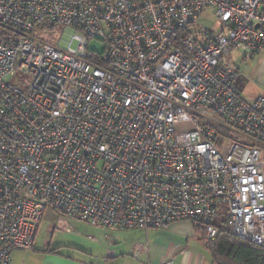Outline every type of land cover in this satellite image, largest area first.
Returning a JSON list of instances; mask_svg holds the SVG:
<instances>
[{"label": "built area", "instance_id": "obj_1", "mask_svg": "<svg viewBox=\"0 0 264 264\" xmlns=\"http://www.w3.org/2000/svg\"><path fill=\"white\" fill-rule=\"evenodd\" d=\"M263 4L0 0V264L33 247L48 210L264 244V95L243 99L228 60L264 49ZM207 9L216 29L196 24ZM45 20L72 33L57 45Z\"/></svg>", "mask_w": 264, "mask_h": 264}, {"label": "crops", "instance_id": "obj_2", "mask_svg": "<svg viewBox=\"0 0 264 264\" xmlns=\"http://www.w3.org/2000/svg\"><path fill=\"white\" fill-rule=\"evenodd\" d=\"M261 51L264 49L258 52ZM94 228L99 239L92 236L94 240L89 238L86 243L80 242L71 249L58 246L55 253L47 251L50 247L42 249L38 253L42 257L39 264H160L166 259H171L174 264H212L202 230H195L186 221L173 222L163 229ZM65 249L70 251L64 252Z\"/></svg>", "mask_w": 264, "mask_h": 264}, {"label": "rangeland", "instance_id": "obj_3", "mask_svg": "<svg viewBox=\"0 0 264 264\" xmlns=\"http://www.w3.org/2000/svg\"><path fill=\"white\" fill-rule=\"evenodd\" d=\"M264 2V0H263ZM264 6V4H263ZM196 24L209 29H216L218 23L210 9L205 10L197 19ZM72 33L71 28L65 26H56L53 31L44 34L46 38L60 45L61 39H66ZM77 41L72 39L70 47L74 48ZM88 48L94 52L101 53L104 45L101 38L93 39L89 42ZM242 53L233 50L228 55V60L232 65L239 69L241 74L242 98L250 100L258 95H264V51L253 54L250 57L242 58ZM181 127H179L180 129ZM59 220H63L65 224L71 228L69 232H53L50 233L51 225ZM94 227L87 223L80 222L71 217L61 216L60 214L46 211L40 223L33 247L29 249H14L11 252V262H18L20 264H39L42 260L38 256L42 249H57L58 246H71L80 242L86 243L89 237L94 236L99 239V234L94 231ZM99 236V237H98ZM71 249V248H70ZM69 249H65L64 252ZM70 251V250H69ZM10 262V263H11Z\"/></svg>", "mask_w": 264, "mask_h": 264}, {"label": "trees", "instance_id": "obj_4", "mask_svg": "<svg viewBox=\"0 0 264 264\" xmlns=\"http://www.w3.org/2000/svg\"><path fill=\"white\" fill-rule=\"evenodd\" d=\"M55 27L46 20L36 24V30L39 31L54 30ZM200 229L201 226L195 227V230ZM204 244L212 264H264V244L242 240L225 229ZM47 251L55 253V249Z\"/></svg>", "mask_w": 264, "mask_h": 264}]
</instances>
